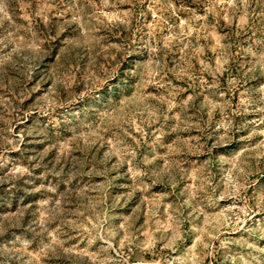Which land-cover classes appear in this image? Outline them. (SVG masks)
<instances>
[{"label": "rangeland", "instance_id": "rangeland-1", "mask_svg": "<svg viewBox=\"0 0 264 264\" xmlns=\"http://www.w3.org/2000/svg\"><path fill=\"white\" fill-rule=\"evenodd\" d=\"M0 264H264V0H0Z\"/></svg>", "mask_w": 264, "mask_h": 264}]
</instances>
